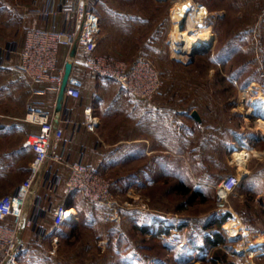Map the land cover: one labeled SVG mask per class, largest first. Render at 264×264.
<instances>
[{
  "label": "rangeland",
  "instance_id": "1",
  "mask_svg": "<svg viewBox=\"0 0 264 264\" xmlns=\"http://www.w3.org/2000/svg\"><path fill=\"white\" fill-rule=\"evenodd\" d=\"M163 1L154 12L159 14L161 46L148 59L159 72V90L170 91L176 109L187 111L195 121L186 157L182 147L178 148L181 153L176 148L169 175L163 168L146 189H138V184L123 189L117 185L119 179L110 176L122 209L120 222L110 220L107 207L89 203L76 192V222L54 227L46 216V235L31 232L25 236L21 264H211L201 257L211 256L216 248L235 264H264V245L252 256L249 251L255 246L239 249L241 244L253 245L256 236L264 234V133L257 127L264 111L249 109L253 96L264 95V0H195L210 8L204 20L211 26L213 38L206 51L187 61L172 57L168 36L173 1ZM122 4L138 9V4L146 8L148 1ZM63 54L61 46L59 55ZM2 82L5 76L0 75V86ZM19 84L14 85L13 106L20 115L25 101L41 99L35 94L24 97L35 85L27 81ZM252 84L253 90L242 96ZM1 96L0 105H4ZM196 109L204 121L192 117ZM229 174H237L240 182L233 191L224 192L221 184ZM178 184L197 189L203 198L189 202L187 196L176 192ZM235 214L251 237L228 234L223 225ZM213 217L223 218L221 225L203 228ZM143 226L149 231H142ZM167 226L168 232L159 231ZM214 231L221 232L224 241L210 247L204 236Z\"/></svg>",
  "mask_w": 264,
  "mask_h": 264
},
{
  "label": "crops",
  "instance_id": "2",
  "mask_svg": "<svg viewBox=\"0 0 264 264\" xmlns=\"http://www.w3.org/2000/svg\"><path fill=\"white\" fill-rule=\"evenodd\" d=\"M92 1L101 26L96 49L98 53L132 61L138 55L151 59L160 49L161 24L159 14L154 12L163 0H147L146 8L138 4V9L131 4H122L128 0ZM73 4L74 0H0V34H4L0 38V45L11 44L19 49L28 29H73V14L60 11L63 5ZM47 9L54 13L44 15ZM62 47L64 54L58 55L60 64L65 57L74 55H71L72 49ZM17 62V55H9L0 62V75L5 76L0 93L6 105H0V196L14 193L30 171L33 152L23 147L22 142L27 134L37 132L38 127L35 124L31 127L32 123L23 119L27 105L54 114L63 130L56 151L65 161L92 164L99 171L119 179L117 185L123 189L132 184H138V189L152 187L163 168L166 170L164 173L169 175V162L175 161L176 148L180 152L181 148H178L182 147V155L185 156V147L188 151L191 145V126L196 125L195 121L187 111L176 109L170 91L161 88L153 99L137 98L112 79L88 77L81 66L76 72L84 82L80 97L64 99L61 110L55 112L57 92H53V84L36 85L31 91L24 92V97L31 98L35 94L41 100L45 96L46 99L25 101L19 115L14 110L13 92L14 83H20L17 81ZM26 81L24 79L22 82ZM46 88L48 91L42 93ZM86 113L98 121L92 131L84 124ZM192 117L204 121L199 110L198 118ZM198 125L201 126V123ZM196 139L199 140V137ZM160 163L165 164L160 166ZM46 168V178L52 177L53 173L66 175V169L58 163L51 162ZM173 171L171 166L170 175ZM39 189L41 203L46 209H52L63 201L74 208L78 219L76 192H66L62 182H58L55 191L48 196L44 186ZM34 215H37L36 220L44 230L38 232L36 227L24 226L20 229L24 239L31 232L34 235H46L48 232L44 218L49 215L39 211Z\"/></svg>",
  "mask_w": 264,
  "mask_h": 264
},
{
  "label": "built area",
  "instance_id": "3",
  "mask_svg": "<svg viewBox=\"0 0 264 264\" xmlns=\"http://www.w3.org/2000/svg\"><path fill=\"white\" fill-rule=\"evenodd\" d=\"M93 3L92 0H74L73 5H63L60 11L74 16L73 29H28L19 49L11 44L0 45V62L9 55H17L18 82L27 79L31 86L51 83L56 92L62 81L64 64L66 61L71 62L64 99L78 98L81 95L84 82L76 74L79 66L83 67L90 78L112 79L135 97L151 99L158 92L161 79L148 58L138 56L129 62L96 51L101 26L99 17L93 10ZM53 13L50 9L43 12L46 16ZM62 45L68 49L74 48V55L65 57L60 64L58 55ZM45 92L46 89L42 90V93ZM24 119L35 124L38 130L27 134L22 142L23 147L33 152L27 177L14 193L0 196V264H21L25 239L20 234V229L33 226L38 232L44 230L36 220L37 215H34L37 211L47 213L54 227L77 220L74 208L63 201L52 209H46L41 203L40 186L45 187L48 196L55 191L56 184L62 182L66 192H79L87 202L107 207L110 220L120 222L122 214L114 192V181L109 175L92 164L67 162L56 151L57 143L62 140L63 130L52 112L27 105ZM84 124L92 131L98 121L90 113H86ZM51 162L65 168L66 175L53 173L52 177L46 178V167ZM239 182L237 174H229L223 179L221 189L231 192ZM126 206L131 207L132 204L126 203Z\"/></svg>",
  "mask_w": 264,
  "mask_h": 264
},
{
  "label": "bare ground",
  "instance_id": "4",
  "mask_svg": "<svg viewBox=\"0 0 264 264\" xmlns=\"http://www.w3.org/2000/svg\"><path fill=\"white\" fill-rule=\"evenodd\" d=\"M172 1L171 28L168 36L171 54L174 58L187 61L193 56L195 50L205 48L212 42L211 26L204 20L208 14V9L195 0ZM252 90L253 84L245 88L241 95L244 96ZM251 99L249 108L251 111L260 108L264 111V95L262 93L253 96ZM257 127L264 133V119H257ZM223 226L231 236H243L244 238L250 236L249 231L236 214L230 217ZM252 244L250 246L241 244L239 249L245 251L251 246H255L253 250L249 251L250 256L254 255L260 249L259 245H264V234L256 236V240Z\"/></svg>",
  "mask_w": 264,
  "mask_h": 264
},
{
  "label": "trees",
  "instance_id": "5",
  "mask_svg": "<svg viewBox=\"0 0 264 264\" xmlns=\"http://www.w3.org/2000/svg\"><path fill=\"white\" fill-rule=\"evenodd\" d=\"M176 192L180 193L181 195L187 196L188 201L192 202L196 197L201 196V199L203 198L202 193L199 192L197 189H191L190 186L184 185V184H178L176 187ZM223 218H211L210 221H207L203 223V228H210L211 225H217L220 226L222 223ZM170 226L165 227V229H160L159 231L168 232V229ZM142 231L146 230L149 231V227H141ZM204 241L207 243L210 247L216 246L218 243L223 242L224 238L222 237V233L219 231H214L213 233H207L204 236ZM200 249H204V247H199ZM201 259L204 261H209L211 264H217L218 262L222 264H235L234 262L227 259V255L225 252H223L220 248H216L214 250V253H212L211 256L205 258L204 256L201 257Z\"/></svg>",
  "mask_w": 264,
  "mask_h": 264
},
{
  "label": "water",
  "instance_id": "6",
  "mask_svg": "<svg viewBox=\"0 0 264 264\" xmlns=\"http://www.w3.org/2000/svg\"><path fill=\"white\" fill-rule=\"evenodd\" d=\"M209 46H210V44H209ZM207 48L195 50L193 56L195 54L201 52V51H206ZM73 54H74V48H72V50H71V55H73ZM70 70H71V62L66 61L65 64H64V73H63V76H62V81H61V84L59 86V89H58L57 95H56V102H55V107H54V111L55 112H59L61 110V108H62V104H63V101H64V90H65V86H66V83H67V80H68V76L70 74ZM192 116L198 118L197 112L193 111L192 112Z\"/></svg>",
  "mask_w": 264,
  "mask_h": 264
}]
</instances>
